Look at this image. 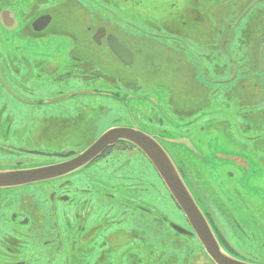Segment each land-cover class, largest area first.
Wrapping results in <instances>:
<instances>
[{
  "label": "flooded vegetation",
  "instance_id": "1",
  "mask_svg": "<svg viewBox=\"0 0 264 264\" xmlns=\"http://www.w3.org/2000/svg\"><path fill=\"white\" fill-rule=\"evenodd\" d=\"M71 9L86 16L85 36L67 34L58 23ZM140 66L180 68L181 85L187 77L188 87L196 81L206 107L200 100L188 111L184 98L180 103L166 83L145 79ZM207 66L228 75L215 76ZM209 117L216 124L207 127L221 132L215 141L203 136L202 122ZM256 118L264 122V0H0V170L67 162L112 129L145 133L171 160L170 151L178 157L179 163L173 162L223 252L264 264V162L250 151L264 142ZM122 154L142 158L168 193L144 152L123 140L89 163L85 174L54 185L67 187L69 178L83 174L88 180V169L117 165ZM194 159L195 168L188 171ZM97 179L93 176L89 191L82 192L94 190L123 208L122 214L130 211L144 222L152 217L153 227L87 224L74 212L78 200L64 194L57 196L60 216L47 215L44 222L29 203L25 209L17 204L38 193H0V264H104L102 249L114 242L125 249L114 264L127 259L152 264L139 244L151 231L189 247L188 253L169 254L163 264H215L170 193L174 220L145 205L139 193H128L134 186L129 189L124 176ZM139 183L143 193L151 185ZM85 202L78 204L84 208ZM234 239L239 244L233 245ZM128 249L139 255L132 258ZM93 253L97 258L86 260Z\"/></svg>",
  "mask_w": 264,
  "mask_h": 264
},
{
  "label": "rangeland",
  "instance_id": "2",
  "mask_svg": "<svg viewBox=\"0 0 264 264\" xmlns=\"http://www.w3.org/2000/svg\"><path fill=\"white\" fill-rule=\"evenodd\" d=\"M257 10L259 9L256 8L255 10H253V12L250 14L251 17L256 16ZM77 11H74L72 9L70 11L69 10L64 11V13L67 15L66 20L64 18H61L58 21V23H60V25L64 27V30L67 34H71L72 36H77V37L83 36V35L85 36L86 35L85 28L87 27V22L85 18L86 16L80 11L78 12ZM57 28H59V26H57ZM220 65H222V63H220ZM207 67L211 73L215 74V76L227 77L228 75L227 74L228 70L224 69L225 73L219 74L218 73L219 71L217 70L214 71L212 68H209V66ZM142 69L143 67L140 66V70L142 71L141 74L145 77V79L151 78L155 80L156 78L158 83H162V82L164 84L166 83L167 84L166 86L168 87V91L172 95L174 94V100H177L180 103H182L183 98H184V102H185V105H187L188 111H195L196 106H197L196 102L200 100H202L204 104V105L202 104L203 107L206 105L205 101L207 97L203 96L202 98H199L200 93L197 92L198 86H197V83H195L196 81L192 85H190V87H188L191 82L189 83L186 81L188 79L187 77L184 80V83H185L184 86L181 85L182 81H180L181 79L178 78V76L182 74V72H180V68L161 67V68H150V69H145V70H142ZM89 80L90 79H88V81ZM262 82L263 81H260V83ZM175 84H178V88H180V85H181V88L174 89ZM194 84H196L195 88L193 86ZM199 85L203 89L205 88L204 82L200 81ZM227 88L232 89L233 85H227L226 89ZM178 90L180 92L175 93ZM236 96L237 94L235 95V97ZM212 99L213 98L208 97V104H210ZM176 106L178 107L179 105H176ZM200 116L202 118H205L203 117L204 114ZM255 120H256V123H259V125L257 126L258 131L262 133V131H264V122H262V120L258 118H256ZM202 123L204 126L207 127L210 124H216V121L213 120L211 117H209L207 121H203ZM249 123L252 124L250 121ZM227 133L228 131L224 129L222 131V136H225V138H228ZM220 135H221V132L217 128L212 127V126H210V128L207 127V129L204 131V134H203V136L207 137V141L208 140H212V141L218 140ZM231 139L232 138L223 139V141L229 142ZM210 146L212 148H215L214 145L211 143H210ZM250 151L255 156H257L259 160L262 161V163L264 162V142L263 141L259 144V146L257 145L253 146L250 149ZM170 153L172 155L173 160H175L176 163H179L178 157L177 156L175 157L173 155V151H170ZM117 159H118L117 165H108V166L102 165V168L100 167L96 168L95 171H92V167L88 169L87 174L91 175L88 177L89 181L86 179L84 175L86 173V170H83L84 174L82 175L81 178L78 177L81 174H78V176L69 178L71 183L67 187H58V186H55L57 182H52V183H47L48 184L47 188L45 187V185L36 184L39 186L25 187L22 190L14 191L9 194H13L18 197V196L25 195L26 193H32V194L38 193V198L34 199L31 197H27L25 198V201L19 200L17 204L20 206V208L22 207V209H25L26 208L25 206L29 203L31 209L37 210L36 217L44 220V222H46L45 218L47 217V215L51 216L52 220L60 216L62 209H58L59 201L57 202V196L60 194H64L67 197L69 196L71 198L78 200V202H76L74 206L75 208L74 212L77 214H80L84 218V220L87 222V224H91L99 220L101 224H105L104 222H106L107 224H110L112 222L110 226L112 227L114 226L115 228H118V229H121L122 226L126 228L128 227L129 229H131L132 226L143 225L148 222L152 228L153 227L152 223H154V221L152 220V217H148V219L145 220L144 222L140 216L130 211H126V213L124 212V214H122L120 210L123 208H121L120 206L114 205V204L112 205L108 204L106 200L96 196L97 194L94 193V190H90L89 193L82 192V189L89 191L87 190V186H89V184L92 183L93 176L97 177L98 178L97 180L102 179L105 181L111 178L112 175H116L119 177L124 176L125 177L124 182L125 184L128 185L129 189H132L134 186L133 190L127 191L128 193H134V192L139 193L138 196L139 197L141 196L144 200L147 201L145 205L149 204V207H151L150 206L151 204L155 207L156 206L159 207V210H161V212H163L165 215H167L168 217L172 219L173 215H171L172 211L170 208L172 207L171 206L172 201L170 200V198L168 199L169 197L167 196L168 193L165 192L163 186L157 182V179L149 171V167L147 163L143 161L142 158L136 155H133V154H127V155L122 154L121 156H117ZM108 160L109 159H107V161ZM194 163H195V159H194L193 164ZM118 165L119 167H117ZM186 168L188 171L193 170V168H195V164L193 165V167L192 166L188 167L187 165ZM140 181H142L145 185L151 184L149 187H147L145 193H143L142 191H140V189H138ZM45 188H46V191L44 190ZM52 195H54L55 197H53ZM83 201H86V202L83 205L84 208H81L78 203L83 202ZM107 224L105 225L107 226ZM167 238L168 237L166 233H159L157 235H154L153 231H151V233L149 234V237L146 239L147 241L145 240L146 242H144V245L138 242L141 246H143L142 248H145L148 250L149 257L152 261V264H163L165 260L169 259L168 258L169 254H178L180 252L188 253L189 247L185 243H183L182 245H177L175 242H170V241L168 242ZM121 240L122 239H119L118 243H122ZM239 242L240 241L236 239L232 241L233 245L239 244ZM114 243H112L111 245H108L106 249L104 248L102 249L104 250V253L101 254V258L104 261V264H112V263L114 264L115 258L118 255L119 257L122 256L119 253L125 252V249H123L122 246L117 247L114 245ZM128 251H129V255L130 256L132 255V258H136L137 253H138L136 249H128ZM132 251H134L136 254H134ZM142 255L144 256V254ZM95 258H97V254L93 253V254L88 255L86 257V260L91 261ZM98 259H100V256L98 257ZM82 260H85V257H82ZM125 263L131 264V260L127 259V261L124 262V264ZM137 264H141V263H137Z\"/></svg>",
  "mask_w": 264,
  "mask_h": 264
},
{
  "label": "water",
  "instance_id": "3",
  "mask_svg": "<svg viewBox=\"0 0 264 264\" xmlns=\"http://www.w3.org/2000/svg\"><path fill=\"white\" fill-rule=\"evenodd\" d=\"M126 141L133 144L139 150L144 152L147 159L158 173L161 181L170 193L173 203L180 209L185 216L188 225L191 226L199 243L203 246L208 257L215 264H251L245 263L223 252L218 245L217 237L211 230L206 216L199 203H197L194 194L186 186L180 172L171 160L169 154L157 141L145 133L135 130L112 129L102 135L97 142L82 152L76 158L56 165H45L34 168L23 169H2L0 170V193H11L22 190L25 187L35 186L36 184H46L57 182V180L66 179L69 176L77 175L92 161L104 153L105 149L120 141ZM182 233H186L180 227Z\"/></svg>",
  "mask_w": 264,
  "mask_h": 264
}]
</instances>
